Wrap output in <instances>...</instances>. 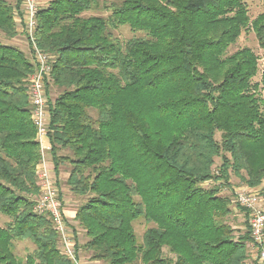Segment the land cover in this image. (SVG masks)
I'll return each instance as SVG.
<instances>
[{
    "label": "trees",
    "instance_id": "16d2710c",
    "mask_svg": "<svg viewBox=\"0 0 264 264\" xmlns=\"http://www.w3.org/2000/svg\"><path fill=\"white\" fill-rule=\"evenodd\" d=\"M15 9L0 0L5 40L18 34ZM91 11L107 16H84ZM121 26L145 36L120 43L109 30ZM249 26L264 55V12L250 21L244 0H52L41 7L35 42L54 57L45 82L49 153L56 174L69 166L65 184L84 199L74 222L88 241L76 243V252L101 264L251 263L247 213L237 206L246 219L235 238L224 221L231 197L220 195L232 172L260 187L264 204L258 57L247 47L226 54ZM33 71L30 51L27 57L0 42V214L9 218L0 227V264H22L13 248L23 240L33 245L25 264H73L50 217L33 211L41 160L25 82ZM52 87L60 90L54 99ZM140 218L153 226L137 244Z\"/></svg>",
    "mask_w": 264,
    "mask_h": 264
},
{
    "label": "built area",
    "instance_id": "2783aa9c",
    "mask_svg": "<svg viewBox=\"0 0 264 264\" xmlns=\"http://www.w3.org/2000/svg\"><path fill=\"white\" fill-rule=\"evenodd\" d=\"M20 7H15L14 21L19 24L20 32L28 45L30 60L34 71L26 80V90L30 107V118L35 128L36 141L39 144L40 162L37 166L39 197L33 211L38 215L50 217L54 230L59 237V248L63 256L73 264H79L75 250L73 234L67 226L59 198L56 183L46 172V154L50 152L48 97L45 82L49 79L54 57L41 52L35 42L36 16L46 0H18ZM16 6V5H14ZM231 204L247 213L249 229L248 256L254 264H264V204L261 194L254 190H236Z\"/></svg>",
    "mask_w": 264,
    "mask_h": 264
},
{
    "label": "rangeland",
    "instance_id": "374dc122",
    "mask_svg": "<svg viewBox=\"0 0 264 264\" xmlns=\"http://www.w3.org/2000/svg\"><path fill=\"white\" fill-rule=\"evenodd\" d=\"M50 1H52V0H46L45 5L47 6ZM101 1L102 2L105 1L108 3L111 1H118V0H101ZM6 2L11 6L16 5L14 7H18V6L20 7V2L18 0H6ZM244 6L247 10L250 21H252L260 13L264 12V0H244ZM84 16L85 17H89V16L106 17L107 13L102 12V11H91V12H86L84 14ZM109 33L116 40H118L120 43H123L130 38L144 37L145 36L141 32L131 31V29L128 26H121V27H118L116 29L109 30ZM21 37H23V39H24L23 35H21ZM4 39H5L4 36L0 32V42L6 43V41ZM25 44H23V45H25ZM25 46L27 47V45H25ZM244 47L251 49L258 57V72L253 79V84L258 85L259 88L256 91L257 92L256 94L258 95V97L260 99L264 100V88H262V86L260 84V76H261L262 71L264 70V55H263L262 51L257 47L255 36H254V33L251 30L250 26H249L248 30H245L241 33L240 37L238 38V40L234 44H232L228 47L226 54L230 55L233 52H235L236 50L244 48ZM17 48H19L20 50H23L24 53L27 55V57L29 56L28 48L24 49V48L20 47V45H18ZM59 92H60V90H57L56 88H53V87L50 88L49 89L50 98L54 99L56 97V95L59 94ZM219 136H220V134L217 133L216 134L217 140H219ZM60 153H62V155H65L67 152L61 151ZM220 163H221L220 159L216 158L215 164L213 166V172H215L214 174L217 173V169H218ZM67 169H69L68 165H67ZM241 174H242V176L245 177V172L242 171ZM229 180H231V183H228V186H225L224 188L221 189V190H224V192H220V195L229 196V197L233 198L234 193H235L234 190L231 189V192H229V189H228L231 186H234L237 189V191L242 190V189H247V190H252V191L256 190L260 193V187L259 188L258 187L252 188V187L246 186L244 181L242 179H240L238 176H236L235 174H233L232 172H230ZM213 185H214V183H209L205 187H211ZM57 188L59 190L58 186H57ZM226 189H228V190H226ZM59 195H60V199H63V193L59 191ZM83 200L84 199L78 198L75 196L72 198L70 197L68 199L66 198L64 200H61L62 205H63V213L65 214L66 210L76 212L77 207L81 203H83ZM65 202H66V204H65ZM263 208H264V206H263ZM231 210H232V214L230 216L226 217L224 219V221L233 228L234 237L237 238L238 236L242 235L243 232H245V219H246L245 213H244V211L240 210L237 206H235L233 204L231 205ZM8 221H9V218L7 216H3L0 214V227H4L6 222H8ZM66 223H67V226H68L70 232L73 234V239H74L75 244L78 243V244L82 245L86 241H88V238L86 237L85 232H83V230L77 225V223L68 222V221ZM152 226L153 225L151 223L146 222V220L144 218H140V219L133 222V229H134V232L136 235V243L137 244H140L142 242V238H143V234H144L145 230L147 228L152 227ZM13 249H14L15 255L20 260H22V264H25V257L27 256V254H29L32 251L33 245L29 240L14 241V248ZM78 252L80 254H77ZM76 254H77L76 256H77L78 260H79V257H84L86 260H88V254L84 250H82V248H80L76 252ZM163 255H164V257L173 258V256L168 252L167 248H163ZM80 263H81V260H80L79 264ZM248 263H250V262L247 261L245 264H248ZM137 264H142V263L137 262ZM251 264H254V263H252V261H251Z\"/></svg>",
    "mask_w": 264,
    "mask_h": 264
},
{
    "label": "crops",
    "instance_id": "0c3cea01",
    "mask_svg": "<svg viewBox=\"0 0 264 264\" xmlns=\"http://www.w3.org/2000/svg\"><path fill=\"white\" fill-rule=\"evenodd\" d=\"M15 29H16V31L18 33L17 36L15 38L11 39V40H5L4 39L6 41V43L4 42V44L16 46V47L18 45H20V47H22L24 49L28 48V46L27 47L25 46V45H27L26 41L23 39V37H21L22 34L20 32V26L16 22H15ZM23 44H25V45H23ZM45 161H46L45 167H46L47 174L51 177V179H53L55 181L56 185L59 187L58 191L63 193V199H61V200H64L66 198L68 199L70 197L71 198L74 197V196H72V193L68 190V188H67V186L65 184L67 178L69 177V173H68L69 170L67 169V165L66 164L61 165L59 167V173L56 174L55 171H54L53 163L51 161L50 153L46 154ZM209 183H211V182H208V183L204 184V186H206ZM229 183H231V180H229ZM228 189H229V192H231V189H233L234 191L237 190L234 186H231ZM228 189H226V190H228ZM221 192H224V190H221ZM65 204H66V202H65ZM64 215L67 218L68 222L75 223L74 222L75 211L66 210ZM77 245H80V244L77 243ZM77 254H80V253L78 252ZM80 260H81L82 264H101L98 261H88L84 257H79L78 261L80 262ZM248 264H251V263H248Z\"/></svg>",
    "mask_w": 264,
    "mask_h": 264
}]
</instances>
